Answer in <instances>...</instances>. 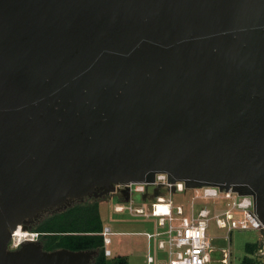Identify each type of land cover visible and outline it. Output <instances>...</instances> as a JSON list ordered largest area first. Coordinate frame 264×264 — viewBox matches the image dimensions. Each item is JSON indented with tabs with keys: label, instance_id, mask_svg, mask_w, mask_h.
Instances as JSON below:
<instances>
[{
	"label": "water",
	"instance_id": "1",
	"mask_svg": "<svg viewBox=\"0 0 264 264\" xmlns=\"http://www.w3.org/2000/svg\"><path fill=\"white\" fill-rule=\"evenodd\" d=\"M159 173L264 225V0H0V264H93L8 244Z\"/></svg>",
	"mask_w": 264,
	"mask_h": 264
},
{
	"label": "built area",
	"instance_id": "2",
	"mask_svg": "<svg viewBox=\"0 0 264 264\" xmlns=\"http://www.w3.org/2000/svg\"><path fill=\"white\" fill-rule=\"evenodd\" d=\"M116 190L119 203L114 206V213L128 212L135 218H146L155 224L151 231L143 233L149 243L146 264H233L230 246L218 248L214 245L215 238L210 233L212 223L218 230L226 231L223 240L229 245V235L234 230L259 232L260 246L251 257L256 258L258 264H264L261 243L264 241V225L256 212L253 197L213 186L186 189L184 182L170 183L164 173L156 174L152 184L117 185ZM125 190H128V201L123 194ZM175 194L185 197L190 194L188 203H176ZM135 195L142 196V205L134 201ZM113 235L116 233L111 228L104 227L102 236L107 258L113 256L110 250ZM41 237L42 234L20 226L12 233L8 250L18 251L27 243L38 242Z\"/></svg>",
	"mask_w": 264,
	"mask_h": 264
},
{
	"label": "trees",
	"instance_id": "3",
	"mask_svg": "<svg viewBox=\"0 0 264 264\" xmlns=\"http://www.w3.org/2000/svg\"><path fill=\"white\" fill-rule=\"evenodd\" d=\"M91 199L93 201H73L65 210H53L47 217L40 216L31 230L42 234L41 244L47 252L60 249L73 252L95 251L93 264H129L124 257H116L111 261L106 257L102 236L105 226L99 201L95 197ZM259 246L258 243L248 244V256L241 264H258L259 261L252 257Z\"/></svg>",
	"mask_w": 264,
	"mask_h": 264
},
{
	"label": "rangeland",
	"instance_id": "4",
	"mask_svg": "<svg viewBox=\"0 0 264 264\" xmlns=\"http://www.w3.org/2000/svg\"><path fill=\"white\" fill-rule=\"evenodd\" d=\"M150 192L152 194V190H150ZM189 197H185L182 194H175L174 201L178 204L185 205L188 203ZM91 198L92 197H89L81 201H93ZM97 200L99 201L100 213L104 226L111 228L112 231L116 233V235L111 236L112 244L110 250L113 256L108 259L111 261L116 257H124L128 260L129 264H146L147 237L143 235V233L151 231L155 225L154 222L146 218H135L128 212L123 214L114 213V206L119 203V201L118 198L112 194L107 197L97 198ZM134 201L142 205V196L135 195ZM74 203H76V201ZM52 211L53 210H48L40 216L42 218L47 217L52 214ZM210 233L211 236L215 238L214 245L216 247L228 248L230 246L233 254V264H241L248 256V244L259 243L261 239L260 233L257 231L234 230L229 235L231 242L229 245V242L227 243L223 240V238L227 236L226 231L218 230L214 223L211 224ZM261 243L264 246V241Z\"/></svg>",
	"mask_w": 264,
	"mask_h": 264
},
{
	"label": "flooded vegetation",
	"instance_id": "5",
	"mask_svg": "<svg viewBox=\"0 0 264 264\" xmlns=\"http://www.w3.org/2000/svg\"><path fill=\"white\" fill-rule=\"evenodd\" d=\"M97 194H101L102 193V191L101 190H98L97 192H96ZM119 192H117V190H116V192L115 193H113L112 195L113 196H119V194H118ZM108 195H105V196H103V197H107ZM92 197H95V196H92ZM96 198V197H95ZM97 199V198H96ZM40 217V216H39ZM38 222V218L36 219V220H34V221H29L28 222V224H27V227H28V229H32V227L36 224ZM35 243H38V244H41V239L38 241V242H35ZM42 245V244H41ZM42 248H43V246H42ZM43 250H44V248H43ZM8 251H11V250H8ZM45 251V250H44ZM11 252H16V251H11Z\"/></svg>",
	"mask_w": 264,
	"mask_h": 264
},
{
	"label": "crops",
	"instance_id": "6",
	"mask_svg": "<svg viewBox=\"0 0 264 264\" xmlns=\"http://www.w3.org/2000/svg\"><path fill=\"white\" fill-rule=\"evenodd\" d=\"M148 240H147V250H146V252H147V255H148ZM146 258H147V256H146Z\"/></svg>",
	"mask_w": 264,
	"mask_h": 264
}]
</instances>
